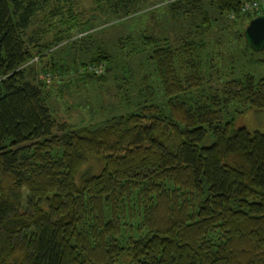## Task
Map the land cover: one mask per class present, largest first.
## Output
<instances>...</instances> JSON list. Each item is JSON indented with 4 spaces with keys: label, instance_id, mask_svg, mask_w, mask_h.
Instances as JSON below:
<instances>
[{
    "label": "trees",
    "instance_id": "1",
    "mask_svg": "<svg viewBox=\"0 0 264 264\" xmlns=\"http://www.w3.org/2000/svg\"><path fill=\"white\" fill-rule=\"evenodd\" d=\"M248 1L167 0L164 15L181 21L174 40L129 33L115 39L116 57L99 42L67 65L66 43L89 38L88 51L106 23L154 0H94L95 24L78 22L75 0H0V264H264V133L232 127L235 114L264 109V77H223V57L208 49L225 19L235 49L255 52L242 31L264 8L243 11ZM140 54L149 72L134 80L121 58ZM257 54L249 59L264 63ZM34 57L49 62L38 81ZM116 65L118 104L130 110L77 127L52 118L49 78L103 81Z\"/></svg>",
    "mask_w": 264,
    "mask_h": 264
},
{
    "label": "rangeland",
    "instance_id": "2",
    "mask_svg": "<svg viewBox=\"0 0 264 264\" xmlns=\"http://www.w3.org/2000/svg\"><path fill=\"white\" fill-rule=\"evenodd\" d=\"M167 0H154L151 7L146 9L145 12L140 13L137 16H133L120 21H112L106 23L108 25L103 31H98L94 34V45L88 47V51L83 48V42L89 40V38H78L77 41L71 43L69 46L66 43L62 49V63L72 65L73 63L78 64L80 61L85 60L87 55L93 50L97 43H102L112 54L117 56V48L114 46V41L117 37L125 34H138L140 31L157 33H166L169 40H174L175 31L177 29V23L181 21H174L168 16L164 15V10L161 9ZM94 0H75L73 8L75 14L78 16V22L84 21L85 19H92L88 21L90 23L98 22V18H101L99 13L94 10ZM95 16V17H93ZM98 16V17H97ZM97 18V19H94ZM168 18V19H166ZM231 19V17H229ZM171 21H170V20ZM56 22V18L53 20ZM56 27L59 29L63 27L57 24ZM100 26H96L99 28ZM55 28V27H54ZM235 27L230 24L227 26L225 19H219L212 25V29L209 32L208 49L213 53H218L219 56L223 57V60H219L222 67H219L218 72L223 74V77L234 76L238 77L245 73H250L255 78L264 77V63L258 61H252L249 58L258 55L259 51L252 52H241L236 50L240 47V41L236 39ZM55 30V29H54ZM72 34L76 33V30H71ZM52 29L48 31L46 37L50 38ZM78 34L77 36L81 35ZM76 34L74 35V37ZM73 37V36H72ZM123 65L126 69H130L133 74L134 80H138L137 77L141 73H148L147 67L145 66L142 55H129L128 57L121 58ZM50 61V60H49ZM221 61V62H220ZM140 62L144 64L140 65ZM48 64V57H43L41 62L34 57L32 60V68L30 69V78L34 77V80L45 78L44 73H40V67L44 64ZM102 65V64H101ZM122 71L121 66L116 65L113 67L112 72L105 75V79L102 80H91L82 79L72 82L65 83L64 79H61V75H54L53 78L47 80V85L44 86L47 93V104L50 108L52 118L57 123L64 122L67 127H77L87 124H96L102 120L109 118L113 114L124 113L131 109L130 107L120 106L118 103V92L114 89V76ZM102 72V67L97 73ZM140 72V73H139ZM48 73V72H47ZM114 75V76H113ZM59 76H61L59 78ZM74 77V74L72 75ZM59 78V79H57ZM212 80L213 86L221 85V82H215ZM148 82L153 88L152 102L162 104L165 101V97L161 91L159 82L154 74H150ZM135 82L130 80V87H128V93L132 95L135 92ZM66 84V85H65ZM121 102V98H120ZM243 126L248 131H258L264 133V109L262 108H250L243 113L235 114L232 121V127ZM99 166V161L95 158L90 159L89 163L85 166L90 167L91 171H95Z\"/></svg>",
    "mask_w": 264,
    "mask_h": 264
},
{
    "label": "water",
    "instance_id": "3",
    "mask_svg": "<svg viewBox=\"0 0 264 264\" xmlns=\"http://www.w3.org/2000/svg\"><path fill=\"white\" fill-rule=\"evenodd\" d=\"M243 38L253 51L264 49V13L251 17L245 25Z\"/></svg>",
    "mask_w": 264,
    "mask_h": 264
},
{
    "label": "built area",
    "instance_id": "4",
    "mask_svg": "<svg viewBox=\"0 0 264 264\" xmlns=\"http://www.w3.org/2000/svg\"><path fill=\"white\" fill-rule=\"evenodd\" d=\"M259 8H264V0H251L248 2H245L241 9L243 11L247 12H253L255 10H258ZM100 70V67L94 69L95 72H98Z\"/></svg>",
    "mask_w": 264,
    "mask_h": 264
}]
</instances>
